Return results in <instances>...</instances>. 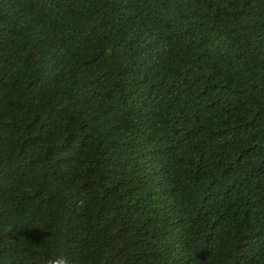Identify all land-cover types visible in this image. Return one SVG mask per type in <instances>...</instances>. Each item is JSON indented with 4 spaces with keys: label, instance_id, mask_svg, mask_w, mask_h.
Segmentation results:
<instances>
[{
    "label": "trees",
    "instance_id": "trees-1",
    "mask_svg": "<svg viewBox=\"0 0 264 264\" xmlns=\"http://www.w3.org/2000/svg\"><path fill=\"white\" fill-rule=\"evenodd\" d=\"M264 264V0H0V264Z\"/></svg>",
    "mask_w": 264,
    "mask_h": 264
},
{
    "label": "clouds",
    "instance_id": "clouds-1",
    "mask_svg": "<svg viewBox=\"0 0 264 264\" xmlns=\"http://www.w3.org/2000/svg\"><path fill=\"white\" fill-rule=\"evenodd\" d=\"M47 264H77L75 259L69 258L65 254H59L48 260Z\"/></svg>",
    "mask_w": 264,
    "mask_h": 264
}]
</instances>
